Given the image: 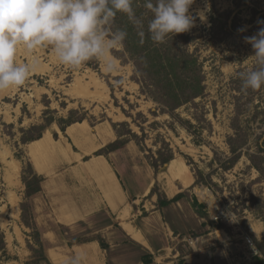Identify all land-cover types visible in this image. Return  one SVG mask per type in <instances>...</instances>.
Segmentation results:
<instances>
[{"label": "rangeland", "instance_id": "obj_1", "mask_svg": "<svg viewBox=\"0 0 264 264\" xmlns=\"http://www.w3.org/2000/svg\"><path fill=\"white\" fill-rule=\"evenodd\" d=\"M141 1L133 8L144 23L143 43L126 14L118 12L114 19V28L127 31L123 48L110 54L119 72L107 73L95 59L71 69L56 61L50 47L17 49L16 61L30 64L32 71L23 86L0 91V210L5 214L0 232L6 246L0 264H67L77 253L86 254L84 264H96L98 251L79 244L89 225L67 226L55 218L54 211L64 213L63 190L51 206L46 195L41 201L26 195L27 182L37 175L28 159L32 138L61 137L78 123L92 126L98 136L109 130L115 144L129 143L119 156L136 162L129 169L145 177L160 199L173 197L167 193L168 163L183 159L189 166L194 181L178 193L188 197L183 208L198 200L208 226L184 227L171 241L169 256L174 252L180 259L199 248L210 264L254 263L243 244L248 235L264 258V86L245 90L240 77L254 66V50L244 38L264 27L258 23L264 21V0H195L189 9L194 26L161 44L149 38L152 17L141 14L146 10ZM120 76L124 84L114 87ZM177 81L184 102L170 110L160 102L170 100L162 90L171 82L179 90ZM36 147L47 149L48 143ZM100 150L93 154H103ZM200 188L211 192L215 207L199 196ZM14 202L17 216L11 213Z\"/></svg>", "mask_w": 264, "mask_h": 264}, {"label": "crops", "instance_id": "obj_2", "mask_svg": "<svg viewBox=\"0 0 264 264\" xmlns=\"http://www.w3.org/2000/svg\"><path fill=\"white\" fill-rule=\"evenodd\" d=\"M104 133L98 136L92 126L78 123L67 126L61 137L44 133L40 139L31 141L28 159L34 172L42 178L41 190L32 197L41 201L46 195L51 206L58 199L57 193L63 190L64 213L59 216L54 211L55 218L67 226L82 221L89 225L87 237H82L79 244L92 253L98 251L96 264H210L206 250L199 248L180 254V259L171 252L172 259H169L168 250L173 249L171 241L184 227L192 230L208 226L201 209L195 206L194 199L190 207L183 208L182 200L188 197L178 193L181 190L174 194L167 190L171 198L153 195L145 177L137 176L134 168L129 169L130 163L134 167L136 162L119 156L131 147L129 143L108 153L93 154L113 141L109 130ZM43 141L48 143L47 149H32ZM148 195L150 207L145 199ZM178 195H181L179 199L171 201ZM166 200L169 202L162 205L161 201ZM258 257L264 262L261 255ZM234 262L241 264L242 261L234 259Z\"/></svg>", "mask_w": 264, "mask_h": 264}, {"label": "clouds", "instance_id": "obj_3", "mask_svg": "<svg viewBox=\"0 0 264 264\" xmlns=\"http://www.w3.org/2000/svg\"><path fill=\"white\" fill-rule=\"evenodd\" d=\"M194 3L144 0L152 17L147 24L149 38L161 44L169 35L188 31L195 23L189 11ZM133 4L134 0H0V91L21 87L29 78L30 64L16 61L20 46L30 52L50 47L56 61L71 69L95 59L107 73L119 72L110 54L123 48L127 31L113 27L117 13L127 15L139 30L141 43L145 36L143 20L136 16ZM199 16L206 19L203 12ZM244 39L254 50V66L240 73L242 87L259 90L264 86V27ZM124 82L122 76L115 78L114 87ZM230 219L235 221L231 215ZM86 258L77 253L67 264H84Z\"/></svg>", "mask_w": 264, "mask_h": 264}, {"label": "bare ground", "instance_id": "obj_4", "mask_svg": "<svg viewBox=\"0 0 264 264\" xmlns=\"http://www.w3.org/2000/svg\"><path fill=\"white\" fill-rule=\"evenodd\" d=\"M18 172H19V170H18ZM16 177H18V174ZM166 177H167V179H166L167 190L171 194H174L175 192H177L181 189L189 187L194 181L193 173L189 169V166L185 163V161L183 159H172L168 163L167 171H166ZM197 192H198L200 197L208 200L214 207L216 206V202L214 200V197L208 189L200 188V189H197ZM18 212L19 211H18L17 205L14 202L11 213L14 216H17ZM4 215H5L4 211L0 210V218H2V217L4 218ZM2 223H5V219H2ZM125 226L134 236L140 238L139 234H136L135 230L131 227L130 224L125 223Z\"/></svg>", "mask_w": 264, "mask_h": 264}, {"label": "trees", "instance_id": "obj_5", "mask_svg": "<svg viewBox=\"0 0 264 264\" xmlns=\"http://www.w3.org/2000/svg\"><path fill=\"white\" fill-rule=\"evenodd\" d=\"M135 2H136V0H134V4H135ZM141 2H144V0H142ZM141 2H139V4H141ZM134 4H133V6H134ZM138 7H140V6H138ZM140 8H142V7H140ZM141 14L146 15V16H151V13L146 11V10L141 11ZM171 62H175V60H173ZM177 83H178L179 90H176L177 87L173 82L166 84V86L162 90L164 94H167L168 96L170 95V100L166 99V100H161L160 102L162 105H165L170 110H174L176 107L181 105L182 102H184V99L181 98L180 92H179L182 89V85L178 81H177ZM171 95H172V97H171ZM158 100H160V99H158ZM63 130H65V129H63ZM42 135H43L42 133H39L37 135V137L32 138V140L40 139L42 137ZM112 143H110V144H108V146H106L109 151L116 150L125 144V142H120L117 144H115V143L112 144ZM103 150L104 149H101L100 152L103 153ZM41 180H42V178L40 176L35 175L33 183L27 182V192H26L27 196H31V195H33V194H35L41 190ZM180 197H181V195H178V196L174 197L171 201H175V200L179 199ZM168 202L169 201H167V200L161 201V204L164 205ZM194 204H195V206H199V202L196 198L194 199ZM5 247L6 246L4 244V237H3V234L0 232V250L5 249ZM254 261L256 264H264V262L258 256L254 257Z\"/></svg>", "mask_w": 264, "mask_h": 264}, {"label": "built area", "instance_id": "obj_6", "mask_svg": "<svg viewBox=\"0 0 264 264\" xmlns=\"http://www.w3.org/2000/svg\"><path fill=\"white\" fill-rule=\"evenodd\" d=\"M214 219L216 221L221 219V215H216L214 217ZM187 241L191 245H193L195 243V239L192 237L188 238ZM243 244H244L245 248L247 249V252L249 254V258L259 256L261 254L258 246L256 245V243L254 242V240L250 236H248V235L244 236Z\"/></svg>", "mask_w": 264, "mask_h": 264}]
</instances>
